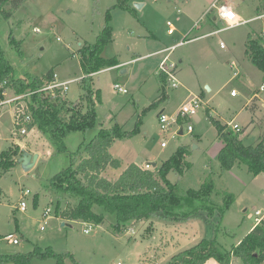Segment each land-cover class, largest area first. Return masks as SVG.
<instances>
[{
	"label": "rangeland",
	"instance_id": "1",
	"mask_svg": "<svg viewBox=\"0 0 264 264\" xmlns=\"http://www.w3.org/2000/svg\"><path fill=\"white\" fill-rule=\"evenodd\" d=\"M213 1L127 0L119 5V0H24L15 9L7 4L13 14H0V49L16 77L42 78L52 70L60 82L74 79L65 94L59 90L57 97L85 112L80 50L85 43H96L107 25L112 27V41L101 55L113 65L92 74L94 87L101 92L96 123L87 131L68 132L65 153L56 151L49 136L36 127L20 134L14 121V102L7 108L6 104L0 106V153L16 142L41 153L29 172L16 162L9 170L0 167V258L52 249L61 256L32 255L26 264H171L174 254L203 238L215 236L221 249L229 250L256 225L257 209L264 219V173L254 175L244 164L221 168L223 141L213 120L239 132L246 145L264 140V90L260 91L264 77L246 54L250 35L264 43V17L257 16L264 13V2L233 0L234 9L247 22L202 35L226 25L217 19L215 26L210 20L214 12L205 14ZM135 2L145 5L140 9ZM170 24L176 27L173 34L168 32ZM180 41L184 43L178 44ZM174 44L173 49L167 48ZM166 56L167 64H177V87L162 77L160 62ZM123 69H127L124 74ZM115 84L127 91L117 90ZM233 89L236 96L231 94ZM15 92L8 88L4 99ZM255 93L259 98H253ZM193 94L201 96L202 106L179 122V110ZM162 109L171 119L166 130L161 129L157 116ZM116 123L122 131H137L116 138L110 146L113 156L121 159L122 169L129 161L151 169L153 163L161 165L180 146H186L190 166H184L179 174L169 171L167 178L179 182L183 191L213 180L216 189L211 196L220 203L224 200L220 192L233 194L223 218L216 217L210 224L200 215L181 220L155 215L149 220L131 221L120 231L114 228L115 214L105 212L102 223L66 218L64 213L77 199L52 190V178L71 165V152L90 141L101 127ZM189 125L192 132L187 130ZM162 141L167 145L163 147ZM49 149L53 153L47 154ZM105 175L114 179L115 173L107 170ZM20 200L27 203L25 211L18 209ZM94 210L103 212L100 206ZM9 233H14L19 243L5 239Z\"/></svg>",
	"mask_w": 264,
	"mask_h": 264
},
{
	"label": "trees",
	"instance_id": "2",
	"mask_svg": "<svg viewBox=\"0 0 264 264\" xmlns=\"http://www.w3.org/2000/svg\"><path fill=\"white\" fill-rule=\"evenodd\" d=\"M23 1L0 0V14L10 17L13 11L6 8L7 4L11 5V9H15ZM126 1L119 0L118 4L124 5ZM111 41L112 27L107 25L98 35L96 43H85L80 50V62L85 73L80 79L84 90L81 99L87 103L85 112L75 103L70 105L64 98L53 97L45 91H37L27 98L33 116L28 129L36 127L47 134L58 152L67 151L65 136L68 132L87 131L96 123V106L101 103V92L99 88L94 87L92 74L113 65L101 55L104 46ZM246 44L248 58L262 71L264 77V43L250 35ZM161 74L167 79L166 74ZM53 76L54 73L50 70L42 78L16 77L12 65L0 49V101L4 100V92L8 88L15 89L17 94L26 93L41 88L50 82ZM183 120L184 117H178L179 122ZM213 120L218 128V136L223 141V147L219 152L221 168L227 170L244 164L254 175L264 173V140L256 145H246L239 132L227 130L228 124ZM136 132L122 131L118 123L110 128L101 127L90 141L82 143L77 150L70 153L71 165L51 180L52 190L77 199L75 206L67 210L64 216L72 221L102 223L105 220V212L115 214L117 223L114 228L118 231L124 229L131 221L149 220L155 215L171 220L200 215L205 216L210 224H213L216 217L221 220L233 199V194L225 190L220 192L224 198L221 204L211 196L216 189L213 180L205 182L198 189L183 191L179 182H171L167 178L169 171L174 170L179 174L184 171V166H190L186 146H180L170 158L151 169L132 162L117 179H109L103 175L109 166L121 167V160L113 156L109 150L114 140L131 136ZM20 154L21 147L16 142L14 146L0 153V167L9 170L17 163ZM95 206L102 207L103 212L97 213L94 210ZM32 255L61 256L52 249H47L45 252L36 251L29 256L14 254L11 257L0 258V262L26 264ZM171 258V264H205L210 258L216 259L219 264H239L240 261L245 264H263L264 220L262 219L229 250L221 249L217 238L213 236L201 239L197 244L174 254Z\"/></svg>",
	"mask_w": 264,
	"mask_h": 264
},
{
	"label": "built area",
	"instance_id": "3",
	"mask_svg": "<svg viewBox=\"0 0 264 264\" xmlns=\"http://www.w3.org/2000/svg\"><path fill=\"white\" fill-rule=\"evenodd\" d=\"M215 12V16L217 19L223 21L226 25L223 28H219L211 33L215 34L218 33L224 29L234 28L237 26H240L247 21L242 19L239 14L236 12V10L227 2H220L219 0L212 3L211 7L207 10L206 15L208 13ZM258 17H264V13L260 14ZM176 30V27L174 24H170L168 32L170 34H173ZM184 43V41H180L178 44ZM177 44L170 47L169 49H173ZM225 43L221 41V47H225ZM167 56L160 62V70L161 73L166 74L170 83L172 86L177 87L178 86V78L176 77V66L177 64L171 63L167 64ZM232 66L236 67V62H232ZM238 72H235V75H237ZM74 81V79L66 80V81H58L57 80V74L54 73L53 79L48 82L46 85L42 86L41 88L37 90H31L26 93L22 94H15L10 98H6L2 101H0V106L7 105L9 106L10 103H15V114H14V121L15 125L20 131L21 134L28 133V124L33 120L32 116V109L31 106L27 100L28 97H30L32 94H34L37 91H45L48 95H51L53 97L58 96V91L61 90L60 94H65V92L68 90V85ZM115 88L119 91L126 92L127 89L121 86L120 84H115ZM264 90V83L260 85V91ZM6 94V92H4ZM232 95H237V92L235 89L231 92ZM202 106V98L200 95L193 94L192 97H190L187 101H185L178 113V117H190L197 113L198 109ZM160 121V126L162 130H166L168 128V124L170 122V117H168L164 112L161 113V115L158 117ZM178 120V118H177ZM234 129L237 131L240 130L238 125L233 126ZM188 132L193 131V126H188ZM161 145L164 147L167 145L166 141H162ZM147 167H150V164H147ZM28 191L24 192L27 193ZM27 208V203L25 200H20L18 209L21 211H25ZM49 208L44 211V216L47 217L49 214ZM262 211L260 209L255 211L256 217V225L262 220ZM43 228V226H42ZM86 232H89V228L85 230ZM5 239H7L10 243L17 244L19 243V238L14 233H9L5 236ZM117 264H121L118 262Z\"/></svg>",
	"mask_w": 264,
	"mask_h": 264
},
{
	"label": "water",
	"instance_id": "4",
	"mask_svg": "<svg viewBox=\"0 0 264 264\" xmlns=\"http://www.w3.org/2000/svg\"><path fill=\"white\" fill-rule=\"evenodd\" d=\"M145 5V3L142 2H135V6L137 8H142ZM127 69H123L121 71L122 74L126 73ZM207 88L210 90L211 88L207 85ZM7 107V106H5ZM164 112V109H162L159 113H158V117L161 115V113ZM179 134H183V130H180ZM18 144L21 147V154L17 159V164L21 165L22 168L25 170V172H29L37 163L38 159H39V152H32L30 150H28L22 142H18ZM153 166H156V163L153 164ZM63 225H70L69 222H63ZM258 256V254H257Z\"/></svg>",
	"mask_w": 264,
	"mask_h": 264
},
{
	"label": "crops",
	"instance_id": "5",
	"mask_svg": "<svg viewBox=\"0 0 264 264\" xmlns=\"http://www.w3.org/2000/svg\"><path fill=\"white\" fill-rule=\"evenodd\" d=\"M215 1H217V0H214L213 2H215ZM220 2H227V3H229L233 8H234V6H236V3L233 1V0H219ZM212 5V4H211ZM209 9V8H208ZM207 9V10H208ZM207 10H206V12H207ZM206 12H205V14H206ZM209 14V13H208ZM207 14V15H208ZM239 14V13H238ZM263 14V13H262ZM212 16H210L211 18H210V20H211V22L213 23V24H215V26H216V23H215V21L217 20V18H216V16H215V12L213 13V14H211ZM260 15V14H259ZM259 15H257V16H259ZM239 16L241 17V15L239 14ZM257 16H255V17H257ZM255 17H253V18H255ZM242 18V17H241ZM219 29V28H218ZM215 30H217V29H215ZM215 30H213V31H215ZM213 31H210V32H208V33H206V34H202V35H210L209 33H211V32H213ZM175 45V44H174ZM174 45H171V47L172 46H174ZM167 48H170V46L169 47H167ZM166 49V48H165ZM233 96H236V95H233ZM254 97H258V93H255L254 94V96H253V98ZM259 98V97H258ZM8 107V106H7ZM7 107H4V108H7ZM30 148V147H29ZM29 150V149H28ZM31 150H33V149H31L30 148V151ZM36 152H38V151H36ZM50 153H53L50 149L49 150H47V154H50ZM40 154V156H41V153H39ZM40 156H39V158H40ZM118 158V157H117ZM120 159V158H119ZM121 160V159H120ZM132 162H135V161H129V162H127V166L129 165V164H131ZM139 164V163H138ZM146 164H148V162L146 163ZM154 164V163H153ZM139 165H141V164H139ZM157 165V164H156ZM126 166V167H127ZM141 166H143V165H141ZM153 166V165H152ZM240 166V165H239ZM125 167V168H126ZM154 167V166H153ZM125 168H121V167H119V168H114V167H111V166H109L104 172H103V175L104 176H106L105 175V173H106V171L107 170H112L114 173H115V175H114V179H117L119 176H120V174L123 172V170L125 169ZM107 177V176H106ZM109 179H112V178H109ZM258 210V209H257ZM264 220V219H263ZM205 264H219V262L216 260V259H214V258H210V259H208L207 260V262L205 263Z\"/></svg>",
	"mask_w": 264,
	"mask_h": 264
}]
</instances>
